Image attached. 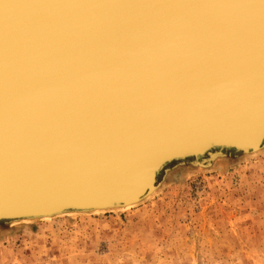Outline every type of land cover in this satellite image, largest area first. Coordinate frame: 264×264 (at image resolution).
Masks as SVG:
<instances>
[{"label":"bare ground","instance_id":"obj_1","mask_svg":"<svg viewBox=\"0 0 264 264\" xmlns=\"http://www.w3.org/2000/svg\"><path fill=\"white\" fill-rule=\"evenodd\" d=\"M250 22L247 34L259 42L248 51ZM262 27L264 0H0V129L116 112L143 87L156 94L153 107L208 113L195 95L204 90L196 71L210 66L207 80L238 79L232 58L243 50L252 71L264 58ZM256 80L264 96V78ZM258 119L250 138L264 113Z\"/></svg>","mask_w":264,"mask_h":264},{"label":"water","instance_id":"obj_2","mask_svg":"<svg viewBox=\"0 0 264 264\" xmlns=\"http://www.w3.org/2000/svg\"><path fill=\"white\" fill-rule=\"evenodd\" d=\"M249 26L251 22L244 30L248 51L259 42L247 34ZM249 56L243 50L232 58L238 79L219 74L223 82L207 80L214 71L210 66L196 71L203 74L204 90L195 95L208 113L180 115L176 105L153 107L150 102L157 96L143 87L123 97L116 112L54 115L36 127L0 129V226L121 212L182 175L263 152L264 124L258 123L252 138L248 132L264 113V96L254 92L256 78H264L259 75L264 58L251 71ZM157 115L165 126L156 123ZM157 128L170 139L153 131Z\"/></svg>","mask_w":264,"mask_h":264},{"label":"rangeland","instance_id":"obj_3","mask_svg":"<svg viewBox=\"0 0 264 264\" xmlns=\"http://www.w3.org/2000/svg\"><path fill=\"white\" fill-rule=\"evenodd\" d=\"M0 228V264H264V151L121 212Z\"/></svg>","mask_w":264,"mask_h":264}]
</instances>
